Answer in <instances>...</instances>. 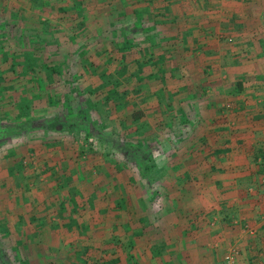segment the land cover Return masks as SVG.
<instances>
[{"label": "rangeland", "instance_id": "rangeland-1", "mask_svg": "<svg viewBox=\"0 0 264 264\" xmlns=\"http://www.w3.org/2000/svg\"><path fill=\"white\" fill-rule=\"evenodd\" d=\"M194 1L0 0V55L26 52L41 72L27 92L29 59L11 62L15 76L0 64V247L12 264L22 246L31 264H99L115 250L125 264L113 237L132 239L127 264H264V132L248 130L264 127V0ZM118 143L150 153L141 172L132 159L114 169ZM222 220L223 245H211L204 223Z\"/></svg>", "mask_w": 264, "mask_h": 264}, {"label": "trees", "instance_id": "trees-1", "mask_svg": "<svg viewBox=\"0 0 264 264\" xmlns=\"http://www.w3.org/2000/svg\"><path fill=\"white\" fill-rule=\"evenodd\" d=\"M145 1H148V0H145ZM165 1H167L166 3H168V2H171V1H173V0H162V2L163 3H165ZM165 3V4H166ZM160 11H157L154 15L156 16H159L160 15V13H159ZM117 13V15H115V17L116 16H119V18H125V14L123 13V12H121V11H119V12H116ZM159 13V14H158ZM113 17V16H112ZM85 24H86V22H85ZM87 27V26H86ZM99 27H97V28H95L94 30H86V33H87V35L88 36H94L95 37V35L97 34V30L96 29H98ZM78 31H80V30H78ZM105 31V30H104ZM102 32V31H101ZM104 33V32H103ZM82 45V43H80V45L79 44H77V46L76 47H74V49H75V51L77 50V48H79L80 46ZM83 46V45H82ZM84 47V46H83ZM61 48V50H62V52H66V51H63V49H62V47H60ZM56 49H58V48H56ZM70 49V48H69ZM118 50L120 51V52H124V50L126 51V46H123V44H118ZM44 53L43 54H38L39 55V58H38V55L36 56L37 57V59H40L41 58V60H43L42 58H43V55H45V57H47L46 55H47V53L48 52H45L44 50H42ZM69 51V50H68ZM74 51V50H73ZM38 52V51H37ZM80 52H81V56H83L82 58H84V55L85 54H87V57H89V53L90 52H88V50L87 49H81L80 50ZM11 53V52H10ZM10 53H7V52H5V53H1V55H0V58H1V60L3 61V62H0V64L1 65H3V67L4 68H6V64H8L7 65V69L8 70H5V72H3L2 74H6V73H10L11 75H13V76H15V74H17V70H15V68L13 67V66H11L10 64H11V62L12 61H14L15 60V58H18V59H29V61H28V65L26 66V71L24 72V73H22V74H18V79L20 80V78H21V80H23V84H22V88L23 89H25V90H27V92H31L35 87L33 86V85H31V83L32 82H35V79L37 78V75H39L41 72H40V70L38 69V68H36L35 67V64H30V60L31 61H34L33 60V58L31 57V55H29L28 57H27V54H26V52H20V54L19 55H16V53L15 54H10ZM125 53V52H124ZM31 54V53H30ZM77 54L79 55L80 53H78V51H77ZM69 56H70V54H68ZM85 59V58H84ZM107 60V59H106ZM122 60H125V58H123ZM40 61V60H39ZM110 61L111 60H108L107 61V63L109 62L110 63ZM132 64H134V70L135 71H137V72H141L142 71V69H143V64L142 63H140V62H131ZM122 65L127 69L128 68V65L127 64H125V63H122ZM53 71H55V70H53ZM57 72L55 71L53 74L55 75ZM104 75L105 74H102V77H104ZM106 76V75H105ZM36 77V78H35ZM33 79V80H32ZM114 81H116V79L114 78ZM34 84V83H33ZM98 86H96V90H100V89H102V87L99 85V84H97ZM94 89L93 88H90V89H87V90H85V93L86 94H88L89 96H91V94H92V91H93ZM115 97H116V95L115 94H110V95H107L106 97H105V102L106 103H109V102H111L112 100H114L115 99ZM90 103V102H89ZM98 106V105H97ZM91 107V106H90ZM96 103H93V107H91V109L92 110H96ZM72 110L76 113L77 112V110H76V108H72ZM138 113V112H137ZM134 116H135V119H140L141 118V116H140V114H134ZM113 151H121L122 152V154H123V158L122 159H117L116 161H115V163H116V166L114 167V169H117V171H120V168H119V166L120 167H128V164L130 163L129 161H131V159L134 161V163H135V165L137 166V168H138V170H139V172H141V169H142V162H145V161H147L148 159H149V156H150V153H147V152H144V153H142L141 151H140V148H132V147H128V146H126V145H124V144H122V143H118V144H116L115 145V147L113 148ZM112 154H114V153H112ZM148 167H149V165H148ZM150 170V173H152L151 172V168L149 169ZM143 177H145V176H143ZM115 186V185H114ZM115 198H116V200L114 201L115 203H116V205H118V203L119 202H125L126 201V197H125V195L122 193H119V194H117L116 192H115ZM71 203H73L74 204V206H75V204H76V202H71ZM120 208H122V207H120ZM119 208V209H120ZM74 210H75V207H73V208H70V210H67V211H69L68 213H73L74 212ZM34 219V218H33ZM35 219H37V224L35 225V226H33L32 228H34V229H36L38 232H39V236H40V239L42 240V241H44L43 239H44V237H43V235L45 234V232H44V230H43V222H41V223H39L40 222V220H38V218H35ZM74 224V223H73ZM73 224H71V225H69L68 226V229L70 230V228L73 226ZM56 226V225H55ZM55 226H51V228H54ZM80 228V227H79ZM35 230V231H36ZM36 231V232H37ZM74 234H76V232H73ZM79 232H77V234H78ZM116 237V236H115ZM88 239V238H87ZM112 240V242L111 241H109V242H111L115 247H117L118 249H119V251H120V253H121V255L123 256V260H124V263L125 264H127V261H128V258H129V252H130V250L131 249H133L134 247H133V242H132V239H125L124 241H121L120 239H118V238H112L111 239ZM76 245H80V242H79V244H76ZM103 243L102 244H99L98 246H97V248L99 249V250H102V247H103ZM129 246H130V248L131 249H129L128 250V248H129ZM69 247H70V251H73V248H75L74 249V252L76 253H79L78 251H77V249H78V247L76 246L75 247V245L73 244V243H70L69 244ZM21 248H22V250H21ZM19 247V249L17 248V247H15V249H14V253H15V255H14V261H15V263L14 264H31V263H33V260L32 259H30V258H28V256L29 255H31V253L27 250V248L25 249V253H24V251H23V246L22 247ZM88 250L89 249H86L84 252H83V254H88ZM22 251V252H21ZM90 251H92V249L90 248ZM103 251L104 250H102V251H100V253H103ZM116 251L117 250H115V252H112L111 254H109L108 253V251L107 252H105L104 254H106L105 255V257H110V259L109 260H103V258H104V256H103V258H100V260H97L96 262H98L99 264H117V263H119V264H121L122 263V259L119 257V255L116 253ZM96 252L97 253H99V251H97L96 250ZM92 252H89V254H88V256L83 260L85 263H89V262H91L92 260L91 259H89V258H91L92 256H93V254H91ZM2 254H3V251L1 250V247H0V264H12V262H10L9 261V259H5V257L4 256H2ZM109 254V255H108ZM46 256H49V252H47L46 251ZM55 256H57L56 254H52V257L54 258ZM69 258L67 259V262H69V264H76L75 262H77V259L76 258H72V256H68ZM81 258H82V256H81ZM89 259V260H88ZM30 260V262H28ZM41 262H43V263H45V261L43 260V261H41ZM54 262H56L57 263V261H54ZM58 264V263H57Z\"/></svg>", "mask_w": 264, "mask_h": 264}, {"label": "crops", "instance_id": "crops-1", "mask_svg": "<svg viewBox=\"0 0 264 264\" xmlns=\"http://www.w3.org/2000/svg\"><path fill=\"white\" fill-rule=\"evenodd\" d=\"M191 1V4H192V6H195V9L197 8V5H198V3H196V1H194V0H190ZM196 4H195V3ZM195 4V5H194ZM214 42V41H213ZM207 65V64H206ZM219 66H221V64L219 65ZM241 73H243V71H241ZM219 76H220V74H219ZM223 78V77H222ZM241 80L243 79V76H241V78H240ZM260 82L258 81V84H259ZM246 93H247V91H241V92H237L235 95H240V96H242L243 94H245L246 95ZM257 95H263L262 94V92L259 90V86H256L255 87V91H253L252 92V94H250V96L251 97H253V99H262V98H257ZM238 98H240V97H238ZM242 98H244L243 96H242ZM257 117H259V115H256ZM248 130H253V131H256L257 132V134L259 135L258 137H263V132H264V127H261V126H257V127H254V126H248ZM263 140H264V138L263 139H261V138H259L258 139V142H255V143H258L256 146L257 147H260L261 145H263ZM224 163H227V161H225ZM257 163H259V162H257ZM235 165V164H234ZM223 174H227V173H223ZM227 177H223V183L225 184L226 183V181H227ZM231 183V182H230ZM226 184H228V182L226 183ZM225 184V185H226ZM224 185V186H225ZM223 186V187H224ZM225 188V187H224ZM210 209H216V206H211V208ZM213 225V224H212ZM215 226L216 227H214V228H212V227H210V225L208 226V225H206V223H204V229H208V231H206L207 232V240H208V242L211 244V245H219V244H221V245H223V240H224V237H223V234H224V231H223V220L221 221V222H216L215 223ZM197 227V226H196ZM195 241H197V237H196V240ZM218 242V243H217ZM201 243H203V241L201 240ZM222 247V246H221Z\"/></svg>", "mask_w": 264, "mask_h": 264}, {"label": "built area", "instance_id": "built-area-1", "mask_svg": "<svg viewBox=\"0 0 264 264\" xmlns=\"http://www.w3.org/2000/svg\"><path fill=\"white\" fill-rule=\"evenodd\" d=\"M225 264H234V255L228 254L225 257Z\"/></svg>", "mask_w": 264, "mask_h": 264}]
</instances>
